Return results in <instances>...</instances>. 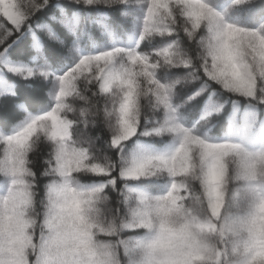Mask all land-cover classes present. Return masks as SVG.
Returning a JSON list of instances; mask_svg holds the SVG:
<instances>
[{"label":"snow or ice","instance_id":"snow-or-ice-1","mask_svg":"<svg viewBox=\"0 0 264 264\" xmlns=\"http://www.w3.org/2000/svg\"><path fill=\"white\" fill-rule=\"evenodd\" d=\"M122 260L264 264V0H0V264Z\"/></svg>","mask_w":264,"mask_h":264},{"label":"trees","instance_id":"trees-1","mask_svg":"<svg viewBox=\"0 0 264 264\" xmlns=\"http://www.w3.org/2000/svg\"><path fill=\"white\" fill-rule=\"evenodd\" d=\"M105 11L106 10L102 9V8L101 9H93L92 14L93 15H101ZM54 27L66 39H71V37L68 35V33L64 32V30L59 25H54ZM13 47H16V46L13 45ZM65 63H67V61H65ZM20 83L22 84L23 82H20ZM188 91H191V89L182 91L180 96L177 99L178 100L183 99L184 95L187 94ZM206 98H207V93H205L201 97L197 98V100L192 102L190 105L186 106L181 111V115H182L186 124L191 125L192 122H194L198 118V116L200 115V111H201V109L204 106V103L206 101ZM212 99L214 101H217V102H223L226 99V94L222 93V92H217L216 95L213 96ZM243 103H244V101L242 100L241 105H243ZM231 109H232V105L229 102L226 105L224 111L220 115L213 118L214 123L211 126L201 122L200 130L201 131H207V132H209V134H215L217 136L226 135L229 133V131H231L232 134L238 138L240 135V128L242 126L244 112H243V110L241 111L239 119L236 122V125L230 129L229 121L231 118Z\"/></svg>","mask_w":264,"mask_h":264},{"label":"clouds","instance_id":"clouds-1","mask_svg":"<svg viewBox=\"0 0 264 264\" xmlns=\"http://www.w3.org/2000/svg\"><path fill=\"white\" fill-rule=\"evenodd\" d=\"M122 264H126V261L122 260Z\"/></svg>","mask_w":264,"mask_h":264}]
</instances>
